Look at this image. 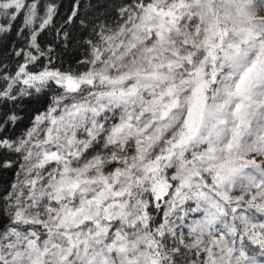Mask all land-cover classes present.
Instances as JSON below:
<instances>
[{
  "label": "snow or ice",
  "instance_id": "6c2138e0",
  "mask_svg": "<svg viewBox=\"0 0 264 264\" xmlns=\"http://www.w3.org/2000/svg\"><path fill=\"white\" fill-rule=\"evenodd\" d=\"M0 264H264V0H0Z\"/></svg>",
  "mask_w": 264,
  "mask_h": 264
},
{
  "label": "trees",
  "instance_id": "16d2710c",
  "mask_svg": "<svg viewBox=\"0 0 264 264\" xmlns=\"http://www.w3.org/2000/svg\"><path fill=\"white\" fill-rule=\"evenodd\" d=\"M65 5L67 6V0H65ZM39 103L34 102V101H25L24 104V112H22L21 114L24 115L26 118L28 115H30L33 110L37 107H39ZM26 122V121H25ZM7 178V177H5Z\"/></svg>",
  "mask_w": 264,
  "mask_h": 264
}]
</instances>
